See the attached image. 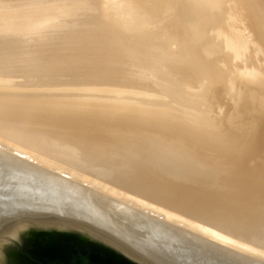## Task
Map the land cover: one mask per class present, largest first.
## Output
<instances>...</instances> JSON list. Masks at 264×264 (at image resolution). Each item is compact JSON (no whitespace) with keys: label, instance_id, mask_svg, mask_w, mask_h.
Segmentation results:
<instances>
[{"label":"bare ground","instance_id":"bare-ground-1","mask_svg":"<svg viewBox=\"0 0 264 264\" xmlns=\"http://www.w3.org/2000/svg\"><path fill=\"white\" fill-rule=\"evenodd\" d=\"M43 211L264 264V0H0V231Z\"/></svg>","mask_w":264,"mask_h":264},{"label":"water","instance_id":"water-1","mask_svg":"<svg viewBox=\"0 0 264 264\" xmlns=\"http://www.w3.org/2000/svg\"><path fill=\"white\" fill-rule=\"evenodd\" d=\"M154 264L115 236L57 217L8 223L0 264Z\"/></svg>","mask_w":264,"mask_h":264},{"label":"rangeland","instance_id":"rangeland-1","mask_svg":"<svg viewBox=\"0 0 264 264\" xmlns=\"http://www.w3.org/2000/svg\"><path fill=\"white\" fill-rule=\"evenodd\" d=\"M42 214H35L34 217L35 219H45V218H52V217H57L58 216V213H56V211H43V212H40ZM55 213V214H54ZM24 216H16L14 219H13V222L14 221H18L19 219L23 218ZM59 218L61 216H58ZM63 218V217H62ZM61 219V218H60ZM8 223H11L12 222V218L8 219L7 220Z\"/></svg>","mask_w":264,"mask_h":264},{"label":"flooded vegetation","instance_id":"flooded-vegetation-1","mask_svg":"<svg viewBox=\"0 0 264 264\" xmlns=\"http://www.w3.org/2000/svg\"><path fill=\"white\" fill-rule=\"evenodd\" d=\"M117 264H122V263H117Z\"/></svg>","mask_w":264,"mask_h":264}]
</instances>
